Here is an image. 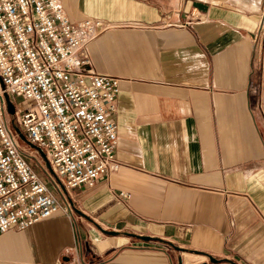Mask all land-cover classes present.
Masks as SVG:
<instances>
[{"label": "crops", "instance_id": "1", "mask_svg": "<svg viewBox=\"0 0 264 264\" xmlns=\"http://www.w3.org/2000/svg\"><path fill=\"white\" fill-rule=\"evenodd\" d=\"M61 2L110 25L89 51L121 78L122 166L0 233V264H264V0Z\"/></svg>", "mask_w": 264, "mask_h": 264}, {"label": "built area", "instance_id": "2", "mask_svg": "<svg viewBox=\"0 0 264 264\" xmlns=\"http://www.w3.org/2000/svg\"><path fill=\"white\" fill-rule=\"evenodd\" d=\"M109 29L101 18L71 19L61 0H0V233L74 211L31 165L16 127L67 189L95 187L122 166L114 116L121 78L94 70L89 51Z\"/></svg>", "mask_w": 264, "mask_h": 264}, {"label": "rangeland", "instance_id": "3", "mask_svg": "<svg viewBox=\"0 0 264 264\" xmlns=\"http://www.w3.org/2000/svg\"><path fill=\"white\" fill-rule=\"evenodd\" d=\"M22 99H19L18 102L22 105ZM15 123V119L13 121ZM14 125V124H13ZM22 146L26 148L28 153L30 154V163L35 168V170L40 174L44 180L47 182L48 185H50L53 188V191L55 192L56 196L59 198L60 202L65 205L66 203H70L73 207V212H75V209L77 207V202L73 200L72 193L75 191L74 188L67 189L66 186L54 175V178H50L48 174H46L44 170V166H47V162L42 156L40 152H37L34 147H31L29 144L24 142L22 140L21 142ZM48 167V166H47ZM49 168V167H48ZM51 169V168H49ZM58 182V183H57ZM59 184V186L57 185ZM76 213V212H75Z\"/></svg>", "mask_w": 264, "mask_h": 264}, {"label": "water", "instance_id": "4", "mask_svg": "<svg viewBox=\"0 0 264 264\" xmlns=\"http://www.w3.org/2000/svg\"><path fill=\"white\" fill-rule=\"evenodd\" d=\"M6 96V100H7V104H8V111L11 113V114H14L15 113V105L14 103L11 101L10 99V96L8 94L5 95ZM16 130L18 131L21 139L26 142L27 144H29L31 147H34L36 148L41 154L42 156L44 157V159L46 160L47 162V166L49 168H51V165L49 163V160L47 158V155L45 153V151L43 149H41L40 147H38L36 144H33L32 142H30L27 137L25 136V134L18 128L16 127ZM105 233H108V234H118L119 232L116 231V230H108V229H102ZM131 234H134L136 235L135 233H131ZM140 237L144 238V239H150L151 237L150 236H147V235H139ZM210 259L213 261V262H220V260L218 258H215L214 256L212 255H209ZM236 264V263H235Z\"/></svg>", "mask_w": 264, "mask_h": 264}]
</instances>
